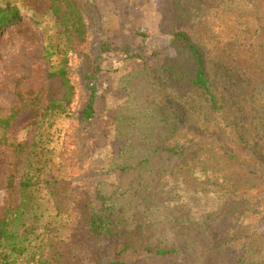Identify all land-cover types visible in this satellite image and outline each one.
<instances>
[{"label":"rangeland","instance_id":"obj_1","mask_svg":"<svg viewBox=\"0 0 264 264\" xmlns=\"http://www.w3.org/2000/svg\"><path fill=\"white\" fill-rule=\"evenodd\" d=\"M13 2L22 18L0 36V221L13 217L11 230L27 238L19 262L35 264L28 262L34 256L36 262L47 259L42 264H172L173 256L161 258L157 251L188 246L190 264H227L229 251L209 253L226 238L231 216L234 224L242 216L215 193L221 186L201 167L194 174L185 165L189 158L168 152L169 142L159 137L163 124L153 119L160 97L152 73L173 55L165 0H78L86 22L80 44L59 27L49 0ZM62 53L76 97L67 116L42 119L48 98L63 95L49 77ZM183 113L180 135L205 125L197 111ZM19 145L25 156L18 166ZM123 166L136 169L122 176ZM35 168L51 184L35 190L22 208L9 184L18 188L23 173ZM98 189L116 203L114 234L100 239L89 233L91 214L102 206ZM257 210L251 221L264 237V206ZM219 212L222 217L204 227L207 216Z\"/></svg>","mask_w":264,"mask_h":264},{"label":"trees","instance_id":"obj_2","mask_svg":"<svg viewBox=\"0 0 264 264\" xmlns=\"http://www.w3.org/2000/svg\"><path fill=\"white\" fill-rule=\"evenodd\" d=\"M0 2L1 36L5 29L17 26L22 13L13 0ZM49 2L50 12L59 27L69 33L76 44L83 43L86 22L78 0ZM165 4L170 14L168 44L173 55L152 73L160 97L153 117L159 125L163 124L160 141L169 142L168 152L186 162L190 159V164H185L189 171L199 174L201 167L216 187L221 186V191L214 188L215 193L223 195L230 206H234L235 215L242 216L237 224L231 216L226 238L216 244L209 255L229 251L227 264H264V256H258L264 237H260L251 221L252 217H257V209L264 206V0H165ZM49 77L57 79L63 95L60 98L50 96L41 117L67 116L76 97V88L69 74L66 53L61 54L60 67ZM16 97L22 101L18 86ZM182 109L187 113L197 111L205 125H201L200 130L190 132L188 129L180 135L186 127ZM16 117L17 112L11 119ZM180 137L186 144H179ZM30 153L35 155L34 159L39 157V143L35 147L32 145ZM16 154L19 166L23 163L25 148L19 145ZM196 162L194 171L191 164ZM134 169L120 167L121 175ZM40 175L36 168L27 169L18 188L10 182L12 193L16 192L23 200L22 208L28 206L35 190L51 184ZM97 195L102 206L91 214L89 233L100 239L114 234L111 225L116 203L110 204L113 197L100 189ZM227 213L228 210L224 214L226 218ZM17 214L23 216L20 210ZM222 215L219 212L207 216L204 223L208 224L204 227L209 225V228ZM17 218L20 220L19 216ZM13 221L15 219L8 215L0 221V249L4 250L0 260L3 264H23L19 260L26 250L27 238H19L11 230ZM184 247L162 248L157 255L161 258L173 256L172 264H190L189 257L184 256L190 248ZM28 262L42 264L47 259L40 258L36 262L33 256ZM106 264L125 263L109 261Z\"/></svg>","mask_w":264,"mask_h":264}]
</instances>
